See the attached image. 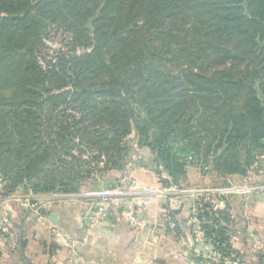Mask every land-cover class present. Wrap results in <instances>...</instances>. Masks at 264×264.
I'll use <instances>...</instances> for the list:
<instances>
[{
    "label": "trees",
    "instance_id": "obj_1",
    "mask_svg": "<svg viewBox=\"0 0 264 264\" xmlns=\"http://www.w3.org/2000/svg\"><path fill=\"white\" fill-rule=\"evenodd\" d=\"M133 132L164 185L189 167L218 187L247 176L264 156V0H0V197L113 187ZM215 198L197 202L211 264H241Z\"/></svg>",
    "mask_w": 264,
    "mask_h": 264
},
{
    "label": "crops",
    "instance_id": "obj_2",
    "mask_svg": "<svg viewBox=\"0 0 264 264\" xmlns=\"http://www.w3.org/2000/svg\"><path fill=\"white\" fill-rule=\"evenodd\" d=\"M138 152L129 153L125 163L132 164L142 207L135 223L132 214L114 211L102 228L88 230L82 211L90 199L87 195L96 191L90 182L77 194L31 195L19 188L4 199L13 210V219L9 234L0 232V264H25L22 256L33 264H69L68 242L76 244L86 264L217 262L221 254L211 245L197 218V202L202 196L216 197L215 206L220 210L229 207L231 247L241 264H264L262 171L254 167L247 176L229 178L227 185L220 188L235 191L218 194L214 191L218 187L216 175L205 174L197 167L188 168L180 187L164 185L162 178L168 176L157 175L150 150L140 148ZM122 171H112L109 176L117 181ZM217 197H226L228 203ZM27 199L32 202L30 209L23 206ZM52 215L56 216L55 223ZM199 227L205 236L203 243L196 235ZM21 241L25 242L24 248L20 247ZM224 262L234 264L230 259Z\"/></svg>",
    "mask_w": 264,
    "mask_h": 264
},
{
    "label": "built area",
    "instance_id": "obj_3",
    "mask_svg": "<svg viewBox=\"0 0 264 264\" xmlns=\"http://www.w3.org/2000/svg\"><path fill=\"white\" fill-rule=\"evenodd\" d=\"M132 169V164H127L115 186L96 190L87 195L90 199L82 211V221L88 230L95 231L102 228L114 211L130 213L132 214V223L136 222V217L140 215L142 207L139 202L137 182ZM227 192L230 193L231 191L228 190ZM4 199H0V232L9 234L13 210ZM23 206L27 209L32 208L31 200L27 199ZM196 235L201 243L205 241L204 233L200 227ZM67 247L70 252L69 264H86L85 260L78 254L74 242H68Z\"/></svg>",
    "mask_w": 264,
    "mask_h": 264
},
{
    "label": "rangeland",
    "instance_id": "obj_4",
    "mask_svg": "<svg viewBox=\"0 0 264 264\" xmlns=\"http://www.w3.org/2000/svg\"><path fill=\"white\" fill-rule=\"evenodd\" d=\"M63 38H64V36L62 35V33H56L55 31H52L51 36L47 39L45 52L47 54H49L51 57H55L56 53L59 49H62V48L64 49V46L62 43ZM127 145H128V147H130V150H131L130 153H139L138 151L140 148H147V147H142L139 145V139L137 138V134L135 132H133L132 135L128 138ZM147 149H149V148H147ZM147 153H149V151H147ZM263 163H264V156H260L258 158V163L255 165V167H256L255 169H257V168L263 169V167H262ZM220 187L221 186L217 187V189H215L214 191L219 192L218 194L227 193L226 189H222ZM223 187H225V186H223ZM229 190L232 192L235 191V189H229ZM23 192L30 194L29 192H27L24 189H23ZM9 196H3V197H0V199H4V198L9 197ZM30 199L33 201L32 198H30Z\"/></svg>",
    "mask_w": 264,
    "mask_h": 264
},
{
    "label": "water",
    "instance_id": "obj_5",
    "mask_svg": "<svg viewBox=\"0 0 264 264\" xmlns=\"http://www.w3.org/2000/svg\"><path fill=\"white\" fill-rule=\"evenodd\" d=\"M55 215H52V217H51V221L53 222V223H55Z\"/></svg>",
    "mask_w": 264,
    "mask_h": 264
}]
</instances>
